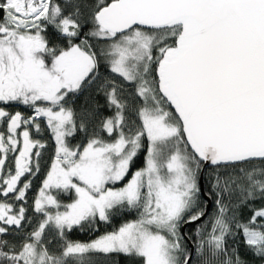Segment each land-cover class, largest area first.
I'll return each mask as SVG.
<instances>
[{
	"label": "snow or ice",
	"instance_id": "6c2138e0",
	"mask_svg": "<svg viewBox=\"0 0 264 264\" xmlns=\"http://www.w3.org/2000/svg\"><path fill=\"white\" fill-rule=\"evenodd\" d=\"M242 246L264 264V0H0V264Z\"/></svg>",
	"mask_w": 264,
	"mask_h": 264
},
{
	"label": "rangeland",
	"instance_id": "374dc122",
	"mask_svg": "<svg viewBox=\"0 0 264 264\" xmlns=\"http://www.w3.org/2000/svg\"><path fill=\"white\" fill-rule=\"evenodd\" d=\"M44 139L49 144V148L44 153L45 158H44V163L42 165V169H47L51 162V158H52V147H51L52 142L50 138L47 137V135H45ZM43 176H44V171L42 170L39 176L34 177L33 188L28 194L29 195V205H31L32 199L38 194V189L41 186Z\"/></svg>",
	"mask_w": 264,
	"mask_h": 264
},
{
	"label": "trees",
	"instance_id": "16d2710c",
	"mask_svg": "<svg viewBox=\"0 0 264 264\" xmlns=\"http://www.w3.org/2000/svg\"><path fill=\"white\" fill-rule=\"evenodd\" d=\"M45 156H43V160H44ZM65 203L69 202V201H64ZM246 215H250V213H247ZM105 231V227L103 225H101L100 227V232H103ZM92 238L87 232H84V233H76L74 231V234H73V239H79V240H88ZM241 255H244L245 258H247L249 261H252L253 264H259V261L258 260H255L250 253H246L243 246L241 247Z\"/></svg>",
	"mask_w": 264,
	"mask_h": 264
},
{
	"label": "flooded vegetation",
	"instance_id": "af4514ba",
	"mask_svg": "<svg viewBox=\"0 0 264 264\" xmlns=\"http://www.w3.org/2000/svg\"><path fill=\"white\" fill-rule=\"evenodd\" d=\"M22 110V109H21ZM33 183H34V178H33Z\"/></svg>",
	"mask_w": 264,
	"mask_h": 264
}]
</instances>
